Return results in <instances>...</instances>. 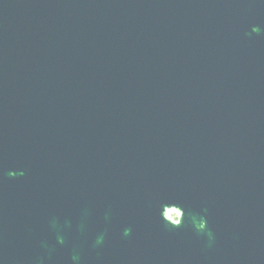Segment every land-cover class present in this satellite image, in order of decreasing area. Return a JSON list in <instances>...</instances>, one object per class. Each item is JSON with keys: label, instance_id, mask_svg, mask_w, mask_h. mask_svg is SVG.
<instances>
[{"label": "water", "instance_id": "water-1", "mask_svg": "<svg viewBox=\"0 0 264 264\" xmlns=\"http://www.w3.org/2000/svg\"><path fill=\"white\" fill-rule=\"evenodd\" d=\"M0 264H264V0H0Z\"/></svg>", "mask_w": 264, "mask_h": 264}, {"label": "rangeland", "instance_id": "rangeland-1", "mask_svg": "<svg viewBox=\"0 0 264 264\" xmlns=\"http://www.w3.org/2000/svg\"><path fill=\"white\" fill-rule=\"evenodd\" d=\"M168 216L173 218L174 220H176L177 219V212L176 213L175 212H171V213H169Z\"/></svg>", "mask_w": 264, "mask_h": 264}, {"label": "bare ground", "instance_id": "bare-ground-1", "mask_svg": "<svg viewBox=\"0 0 264 264\" xmlns=\"http://www.w3.org/2000/svg\"><path fill=\"white\" fill-rule=\"evenodd\" d=\"M169 213H171V212H169ZM169 213H168V215H169ZM176 213V212H175Z\"/></svg>", "mask_w": 264, "mask_h": 264}]
</instances>
